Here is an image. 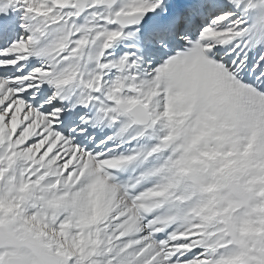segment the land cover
Returning <instances> with one entry per match:
<instances>
[{"label":"rangeland","instance_id":"obj_1","mask_svg":"<svg viewBox=\"0 0 264 264\" xmlns=\"http://www.w3.org/2000/svg\"><path fill=\"white\" fill-rule=\"evenodd\" d=\"M250 1L252 6L264 5V0L242 2ZM34 2L40 5V0ZM180 2L56 1L59 8L51 23L56 22L53 24L58 32L65 29L71 35L69 23L80 21L82 25V20H92V15L100 11L98 19L113 34L109 40L120 46L116 47L119 54L111 60L121 65L125 59L122 55H128L125 73L113 69L103 78L88 76L85 83L95 93L91 99L108 103L115 117L125 120L127 108L143 103L153 119L145 136L151 133L154 140L143 138L136 144L140 148L129 147L131 151L138 149L139 156L138 151H129L128 156L110 161V165L135 167L140 174L148 167L143 159L149 154L146 147H155L153 161L158 166L152 164L143 178L133 179L135 185L144 179L152 181L147 190L140 191L142 199L138 200L153 221L142 225L132 201L108 181L96 177L97 166L92 164L89 171V165L84 166L87 159L82 164L83 156L77 162L78 158L72 161L75 154L62 157L65 149L55 147L61 135L52 128V121L39 115L32 127L26 124L29 112L23 109L19 114L17 105L13 110L14 104H7L12 96L6 99V86H0V151L7 147L6 155H0V231L15 241L0 247V253L14 249L2 257V264L13 256L22 257L27 264H43L27 240L46 247L65 264H166L165 257L178 250L182 252L178 256L191 253L192 259L184 264H264V93L239 81L233 64L229 68L231 64L225 63V70L213 77L208 97L196 99L198 93L207 91L206 75L196 66L186 68L183 55L170 62L160 61L153 68L148 65L147 69L155 72L138 79V68L145 75L147 49L141 51L140 64H136L140 58L126 37L135 27L123 30L114 23L117 14L159 16ZM84 11L85 16L80 14ZM43 12L34 9L32 16L43 18ZM43 23L46 30L53 28L50 22ZM207 28L212 27L204 26L201 32ZM79 41L85 43L83 35ZM68 56L85 64L78 50ZM113 74L120 84L116 93L124 88L115 99L106 95ZM209 78L207 72V83ZM28 97L20 96L19 100L29 104ZM213 101L218 108L213 107ZM25 124L29 128L23 127ZM162 141L167 145L165 151ZM176 191L183 195V202L173 204L171 194ZM150 226L169 236L162 242L166 253L150 241Z\"/></svg>","mask_w":264,"mask_h":264},{"label":"bare ground","instance_id":"obj_2","mask_svg":"<svg viewBox=\"0 0 264 264\" xmlns=\"http://www.w3.org/2000/svg\"><path fill=\"white\" fill-rule=\"evenodd\" d=\"M20 1L23 0H13L12 14V17L15 16V18H17L16 36H18L19 39L17 42H14V48L11 52H7L5 54L3 59L8 65L15 64L18 61L22 62L30 59L31 63L37 61V64L33 67L32 73L26 77H21L19 75L20 70L24 67L17 69L15 73L13 72L9 75L6 73L7 71L0 73V86H6L5 90H7L6 99H10L12 96L7 104H14V106L10 105L13 106V110L16 108V105L18 108L20 107L18 109L19 114L23 111V109H25L24 113L25 111H28L29 113L27 112L26 124H30L31 127L37 122L36 120L39 115L43 116L42 119L45 121L47 115V117L52 121V128L55 129V131L57 130V132L61 135L59 137L60 139L57 141L58 144L55 146L56 149H65V153L62 157L66 156L65 154H69V156L71 154H75L72 161H75V159L78 158L76 159L77 162L83 156L84 161L81 159L83 162L82 164H84L87 159V163L84 164V166L89 165V171L93 169L92 164H96L95 161L100 156V154L96 153V149L100 145L110 147V144L113 142L115 146L111 149L108 148V150L111 152L115 151L116 153L114 155L118 156L127 154L129 151L133 150L135 148L134 145L140 144V141L146 137L145 131H147V128L150 127H138L133 120L128 117H125V120L124 118L115 117L113 109L108 103H100L91 99L95 93L94 91H90V88H88L85 83V79H87L88 76L103 78L106 77V75H111L114 71L113 69H118L116 71L122 73H125L126 70V57L128 55H122L125 59H122L121 65L119 63L116 64L118 61L114 62L111 60L114 57V54L118 53L116 47L119 48L120 46L118 43L114 44L109 40V37L113 34L109 31V28H107L105 24L98 19L100 11H97L92 15V20H88L86 22L85 20H82V25L80 21L69 23L73 32L70 35L69 31L67 32L65 29H59L61 32H58V29L56 30L57 26L54 25L56 22L54 21L55 23H51L53 13H55L56 9L59 8L56 5L57 0H44V2L43 0H40V2L39 0H34L37 3L39 2V6L43 3L41 7L37 6L34 1L32 2V0H29V3H23ZM169 1L170 0H165V3H168ZM242 1L181 0L178 7L172 8L168 12L164 11L167 12L165 14L162 12L164 15L159 14L158 16V12H156L157 16L154 15L148 17L149 19L146 24H141L135 28L133 27L134 32L126 35V37L131 40L133 45L132 47L136 51L138 58H142V55L140 54L141 51L147 49L145 53L147 56L145 60H147V62L144 64L145 75L143 76V71L138 68L137 74L139 76L137 78L141 79L145 76L149 77L150 72L152 73L155 71L147 69L148 65L149 68L155 67L157 63L160 62V56L164 57V55H166L165 49L160 43L162 35L157 36V34H155L156 31L165 29L172 23V20H176V22H178V17L175 15L176 13L184 12L186 9L199 13L203 6L208 5V10L213 11L212 15L209 17L211 21L210 24H214L213 27L202 31L195 43H187V53L181 54L185 59L186 68L196 66L197 69L203 70L206 75L205 87L207 91L203 94L198 93L195 98L204 99V97H208V87H213V84H211L213 77L225 70L222 65L225 63L231 64L233 61V69L235 68L234 72L238 76L239 81L241 80V82H243L245 74H251V76H249L250 79L254 77V82H256L254 86L258 91H260V89L264 87V70L262 69L264 66V5L252 6L250 4L252 3L251 1L249 3ZM19 5H24V7L22 6L18 8ZM34 9L35 12L36 10H43V13L45 14L46 12V15H43V18H40L39 16H32ZM86 11L81 12L80 14L84 15ZM93 12H95V10L92 11V13ZM49 13L52 14L48 15ZM89 17L90 16L87 15L86 18ZM42 20L45 23L50 22L51 24L49 27L53 26V28L46 30V28L42 26V24H44ZM74 28L75 30H73ZM68 30L70 29L68 28ZM81 35H83L85 41V43L82 44L79 41ZM77 50L80 55L84 56V65H82L79 60H76L77 57L68 56L69 52H73L75 54ZM212 52L215 53L213 57L210 56V53ZM14 53H16L17 56L15 57V62H11L12 59H10V57ZM62 54L65 56H62ZM222 54L224 55L221 56ZM231 57H233V60L229 63V59ZM141 58L136 61V64H140ZM64 59H66L65 62L63 61ZM169 60H167V62ZM252 65L254 68L251 70ZM207 72L210 74L208 83ZM114 75L115 74H113V77L111 76L112 78H110L109 82H107L109 86L107 87L108 92L106 95L108 98L112 99L117 98L124 91V88H122L119 90V93H116L120 84L119 79ZM1 77H5V79ZM28 80L31 81V84L27 88H24L23 85ZM39 85L46 87V89L50 92V98L47 103L37 107L33 103V100L35 99L34 97L31 98L29 104L25 103L24 99L23 101L19 100L20 96L28 97V94L29 96L33 94L31 91ZM104 90L105 89L103 88L101 92L104 93ZM14 100L15 103H13ZM66 105H69L67 113H73L74 119L76 121H81V124L73 127L72 131H76L74 134L69 132L63 136L57 127L59 125L58 118L66 110ZM213 107H217V102L213 101ZM191 109L192 106L189 110ZM189 110H187V112H189ZM77 114L80 116L78 117ZM16 123L19 124L18 119ZM26 124L23 127H27ZM83 124L90 126L94 131L92 138L88 135L89 133H86V128L82 127ZM98 133H104L108 137L98 141L95 145L94 140L97 136L96 134ZM82 138L89 139L82 141L84 144L88 143L86 147L80 141ZM61 140L63 141L60 142ZM130 146H134L133 149H131L132 147L129 148ZM145 146L147 145L145 144ZM166 146L165 142L162 141V151L166 150ZM150 147L151 146H149V148ZM6 148L7 147L3 148L2 152L0 151V155L4 156ZM120 148H122L125 152L120 153ZM146 148L147 150L145 152L150 150L148 147ZM92 160H95L94 163ZM111 166L118 168L123 172H127L129 174L130 181L138 174L137 170H134L135 167L128 165L121 166L118 164H112ZM95 176L103 179V177L99 175L98 166ZM112 187H114V190L120 191L119 187L115 185ZM140 207L144 212H146L144 205H140ZM150 221H153L152 217ZM13 251L14 249L12 248H6L0 253V264H2V257L7 252ZM225 253L227 254V252ZM207 254L208 253L205 252L204 255ZM172 255L173 254L168 257L171 259ZM183 256L184 255L178 256V258ZM177 262L174 264L179 263Z\"/></svg>","mask_w":264,"mask_h":264},{"label":"water","instance_id":"obj_3","mask_svg":"<svg viewBox=\"0 0 264 264\" xmlns=\"http://www.w3.org/2000/svg\"><path fill=\"white\" fill-rule=\"evenodd\" d=\"M81 1L86 3L88 0ZM147 19V14L143 12L131 15H116L115 24H118L122 29H124L128 27L139 26V24H144ZM126 114L134 120L136 125L140 127H148L152 123V117H150L149 111L143 103H137L134 106L127 108ZM5 243H14V241L10 236L0 232V246L4 245ZM27 244L29 247L33 248L40 261L44 264H65V262L59 259L53 252L51 253L39 243L28 240ZM6 263L26 264L21 257H10L6 260Z\"/></svg>","mask_w":264,"mask_h":264}]
</instances>
